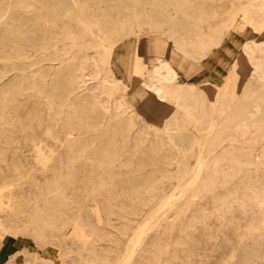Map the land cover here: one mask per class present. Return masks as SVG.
Segmentation results:
<instances>
[{"label": "rangeland", "instance_id": "374dc122", "mask_svg": "<svg viewBox=\"0 0 264 264\" xmlns=\"http://www.w3.org/2000/svg\"><path fill=\"white\" fill-rule=\"evenodd\" d=\"M49 1L0 0V10L8 9L0 17V93L5 82L15 76L22 78L0 112V264H52L48 256L52 246L65 264H99V254L106 256L107 264H113L124 254L134 229L144 224L148 207H153L155 199L167 198L163 208L144 224L143 249L135 248L136 259L147 251V259L140 264H156L158 249L164 250L168 242L167 255L162 258L166 261L176 249L174 264H264V205L257 203L264 199V173L249 171L236 176L228 186L216 190L217 196L226 195L220 202H212L209 196L201 198L198 192H186L185 185L171 178L174 161L183 157L192 170L196 160L206 162L214 154H205L203 145H193L186 154H180L170 143L161 120L169 108L177 107L175 99L163 102L149 93L142 99L143 107L134 98L140 81L148 80L143 66L151 69L157 63L147 59V39L163 37L178 50L175 40L179 36L170 37L167 30L157 33L140 29L138 13L152 9L165 12L178 26L185 21L176 15L174 3L184 8L188 23L202 27L206 45L211 44L202 56L195 55V59L209 57L205 62L207 76L186 81L196 84L194 93L202 89L200 96L206 91L216 97L226 91L228 82L230 96L226 101L235 105L232 90L240 93L251 67L241 61L237 71L229 75V63L239 55L243 57L246 42L255 49L253 61L263 54L264 0H79L77 9L71 6L69 14L62 10L70 6L68 0L56 6ZM78 9L93 21L92 32L83 36L75 33ZM104 37L108 41L100 39ZM42 69L59 70V77L68 80L88 75L84 86L96 87L95 102L100 104L108 98L107 110L92 109L94 120L106 123L79 131L67 127L68 108L59 111L55 104L45 101L46 90H36L41 83L35 72ZM3 71H8L5 78H1ZM177 80L185 81L179 73ZM181 115H177L178 125L192 129L189 119ZM129 117V138L122 140L114 123ZM194 134L202 138V134ZM225 134L234 137L225 143L230 154L217 150L223 155L220 167L237 166L236 156L241 151H264V141L253 140L252 126ZM114 151L119 155L115 157ZM73 152L82 156L70 155ZM106 160L118 161L109 164ZM149 160L155 161L160 171L152 165L137 170V162ZM147 175L149 183H141ZM53 183L67 204V220L62 224L53 219L47 226L32 218L47 215ZM141 203L146 205L141 216H127L132 206ZM189 205L188 212L180 217V211ZM248 226H252V235ZM170 228L174 233L171 238ZM54 235L61 241L50 244ZM176 241L185 244L177 248Z\"/></svg>", "mask_w": 264, "mask_h": 264}, {"label": "bare ground", "instance_id": "6f19581e", "mask_svg": "<svg viewBox=\"0 0 264 264\" xmlns=\"http://www.w3.org/2000/svg\"><path fill=\"white\" fill-rule=\"evenodd\" d=\"M60 2L61 0H50L48 3L51 6H56L60 4ZM68 2L70 6L67 4L62 9L64 14H69L71 6L72 8L77 9L79 5V0H68ZM172 5L175 7L176 15L180 14L183 16L185 23H179V25L176 26L171 16L166 18L167 15L165 12H156L155 9H152L150 13H147L145 10L138 13L140 20L138 22V27L145 31H154L157 33L167 30L170 37H174L175 34H179L178 39L175 40V46L180 52L184 55L191 56L192 58H197L198 55L202 56L201 52H204L206 48L211 46V44L206 45L208 41H206V39L204 40L203 36L205 33L202 31V27L193 22L188 23L185 19L187 14L185 13L184 8L176 6L174 3H172ZM7 11L8 9L5 7L1 9L0 17H3ZM15 13L16 12L12 10L11 15L14 16ZM75 18L77 20V26L75 29L76 34L83 36L87 32H92L93 21L90 18L83 16V14L79 12V9L77 10ZM192 19L195 20L196 17H192ZM97 29L99 32H102L101 28ZM100 39H102L103 42L108 41L105 37ZM25 41L27 42V40ZM186 45L194 51H189ZM242 53L244 54L243 57L242 55H239L229 63V75H233L235 73V69L237 71V67L241 61H244L251 67L250 77L241 87L240 93L232 90L231 98L235 100V105L226 101L227 96H230L227 93V89L229 88L228 82L225 86L226 91L220 96L217 95L216 97L215 94L206 91L203 92L204 96H200V91H202V89L199 90L198 93H194L197 88L195 83L186 80H177V71L172 66L170 61L165 58H156L155 61H157V63H155L151 69L143 66V72L147 75L148 80L142 79L140 81V88L134 95V98L137 99L143 107H146V104H144V100L142 101V99L148 96L149 93L154 98L163 102L171 103L172 99L176 100L174 104H176L177 107H174L175 109L169 108L171 110H169L167 115L161 120L162 130L167 134L170 143L178 149L180 154H186L189 150H191L193 145L199 148L203 145L204 153L214 154V157L212 160H208L206 162L196 160L195 167H193L192 170L189 169L188 160L181 157L180 160L174 161V173L171 178L178 183L185 185L184 188L186 192H198L201 198H207V196H209L213 198L212 202L225 200L226 195L224 197H220L219 195L217 196L216 190L218 188H223L225 185L228 186V184H230L236 176L239 175L241 177V175H244V172L247 173L249 171L264 173V151L257 148H253L249 151H241L236 156L237 166L228 164L220 167L219 165V163L223 161V155L221 152H217V150H219L218 148H220V150L222 149V151L226 154H230V146H226L225 143L226 141H231L234 137V135L225 134L226 132H230L232 130L234 132H238L242 128L252 126L255 131V135L253 136L254 142L258 143L259 141H264V52L260 58L257 57L253 61L255 49L246 42L242 46ZM60 72L61 71L59 70L46 71L45 69H42L39 73L35 72L41 83V88L36 85V90L39 91V93H45L46 90V94H44L45 101L47 104H55L59 111L63 108H68L69 118L67 119L66 126H71L73 127L72 129L79 131L86 128L85 126L93 127L106 123L104 120H98V122L95 121L92 109L96 106L107 110L108 107L106 104L108 103V98L103 100L100 104L95 102L96 97L93 91L96 87L93 88L91 86H84V78H89L88 75H82L79 80H68L66 78H60ZM7 73L8 71H3L1 78H5ZM135 73L137 74V72ZM47 77L49 80L45 81ZM19 80H22V78L20 79L15 76L12 80L10 79L8 82L3 84L0 93L1 113L5 107L4 103L7 100L8 95L11 94L12 90L17 88ZM104 81L105 83L108 82V80ZM97 89L99 90L100 88ZM208 97L212 98L213 102H211ZM214 105L217 106L216 109H214ZM178 113L189 119L192 129L181 128L178 125ZM131 123V117L114 123L116 133L121 135L122 140H127L129 138L128 135ZM194 132L202 134V138H197ZM206 141H208V144L205 143ZM85 147L86 145L81 148L84 149ZM70 155L82 156V153L76 154L73 152ZM114 155L116 157V155L119 154L114 151ZM116 161L118 160H106L109 164H113ZM148 165L156 167L155 171H160V168H157L156 162L153 160H149L145 163L139 161L137 162L136 167L137 170H142ZM188 175L190 176L188 177ZM149 179H151L150 175L144 176L142 177L141 183L148 184ZM49 190L53 203L51 202L47 215L37 216L32 218V220L45 222V225L47 223V226H49V221L58 219L60 223L64 224L67 220V215L65 214L67 204L66 202H63L64 200L63 197H61V189L53 183ZM147 200H150V196L147 197ZM167 200L168 198L165 200H154L155 204L153 207L149 206L145 212L143 217L144 224L151 217L155 216L156 211L163 208L166 202H168ZM142 201L143 200H141V202ZM257 203L259 205H264V199L258 200ZM145 206L146 205L143 203H141L140 206H132L127 216H141V213L145 211ZM190 206L191 205H189L186 210L182 209L180 211V217H182L181 214H186V212H188ZM196 219L198 218L196 217ZM261 223L264 226V211L262 213ZM144 224L134 229L133 235L130 237L125 248L124 254L118 256L113 264H140L142 261L147 259L146 250L142 251V256L139 259H136L135 254V248H141L144 244L142 236ZM247 228L248 233L252 235V226H248ZM168 232L169 238L174 236L171 228ZM49 240L50 241L48 242L50 244H53L56 241H61V239H58L55 235ZM184 244L185 243L176 241L175 245H177V248H182ZM168 245L169 242L165 245V248H163L164 250H162V247L158 249V261L156 264H174L176 249L172 252V255H169L166 261L162 258L163 255H167ZM52 248L53 249H50L52 252L48 254V256L51 257L49 263L65 264L62 262L60 255L56 252L53 246ZM97 257L99 264H107L108 261L106 256L99 254ZM19 260L18 262H20Z\"/></svg>", "mask_w": 264, "mask_h": 264}, {"label": "crops", "instance_id": "0c3cea01", "mask_svg": "<svg viewBox=\"0 0 264 264\" xmlns=\"http://www.w3.org/2000/svg\"><path fill=\"white\" fill-rule=\"evenodd\" d=\"M146 53L147 59L152 60V62L158 57L170 61L184 80L196 82L209 73V68L205 63L210 60L209 57L204 56L201 59L187 57L176 50L173 43L163 37H149L146 44Z\"/></svg>", "mask_w": 264, "mask_h": 264}]
</instances>
